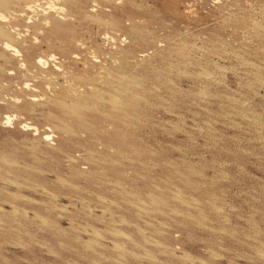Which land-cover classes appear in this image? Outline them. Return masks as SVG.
<instances>
[{
    "label": "rangeland",
    "instance_id": "1",
    "mask_svg": "<svg viewBox=\"0 0 264 264\" xmlns=\"http://www.w3.org/2000/svg\"><path fill=\"white\" fill-rule=\"evenodd\" d=\"M20 1L0 6V28L6 33V38L0 35V264H176L159 248L176 242L184 247L176 252L182 264H264V99L256 96L258 91L264 97V52L255 46L264 37V0H77L82 6L74 0H37L36 12L19 19L14 10ZM82 3L97 6L93 19L82 15ZM48 10L68 15L53 25L44 20ZM160 25L163 29L155 31ZM123 33L137 46L122 45L123 58L146 41L162 39L163 47L142 57L134 70L117 65L143 99L120 133L132 161L120 158L123 165L117 170L94 168L114 183L123 180L118 190L124 194L114 198L108 193L112 185L71 177L55 162L82 144L97 149L104 139L95 131L100 119L87 110L67 116L63 125L45 122L44 116L51 110L49 102H75L67 96L69 88L81 85L91 91L87 83L65 81L67 62L101 59ZM60 39L89 48L76 55L64 51L67 45ZM252 49L260 61L249 57ZM232 52L243 59L236 61ZM219 56L232 63L213 67ZM243 60L251 65L242 66ZM156 69L163 74L153 75ZM185 72L193 76L190 81L180 80ZM100 88L105 92L100 98L113 93ZM84 98L92 110L109 112L92 97ZM85 126L93 132L80 129ZM53 171L61 178L50 187L58 181ZM10 181L43 189L44 207L34 204L38 198L6 204L14 192L5 187ZM69 184L88 192L82 195ZM56 195L61 197L56 199L60 217L46 210ZM150 195L157 201H150ZM68 218L76 230L68 228ZM57 224L66 235L53 231ZM74 237L88 241L89 248ZM143 251L149 255L134 259L126 254Z\"/></svg>",
    "mask_w": 264,
    "mask_h": 264
},
{
    "label": "bare ground",
    "instance_id": "2",
    "mask_svg": "<svg viewBox=\"0 0 264 264\" xmlns=\"http://www.w3.org/2000/svg\"><path fill=\"white\" fill-rule=\"evenodd\" d=\"M8 1L9 0H0V6L6 5L7 4L6 2H8ZM35 1H37V0H21L20 3L17 6V9L14 10V12L18 13L17 17L19 19H24L25 16L28 15L30 12H36L35 11V8H36L37 4H36ZM61 1L64 2V1H70V0H61ZM74 1L76 2V6L81 5L80 1H79V3H78L77 0H74ZM97 9L98 8H97V6L95 4L88 5L87 3H84L83 4V12H82V15L84 14L83 16L85 18L93 19L94 16H92V12H96ZM48 11H52V14H50V12H48ZM48 11H46V13H45L44 20L46 22L48 20H50V23L53 24V25L55 23H57L58 20L64 21L63 20L64 17L68 15V13H65L64 14V13L58 12L56 10H48ZM30 18H31V16H29V17L26 18L27 22L30 21ZM131 20L132 19L130 17L127 18V21L130 22V23L132 22ZM99 22H101V21L99 20ZM101 23H105V22L102 21ZM1 28H0V35L1 36L2 35L5 36L6 33L3 32L2 31L3 29H1ZM160 29H163V26L160 25V26H156L155 27V31H158ZM5 38H6V36H5ZM1 39H2V37H1ZM207 41H208V39H207ZM94 42H96V41L94 40ZM162 42H163V40L162 39H159V38H157L155 41H152V42L151 41H146L144 43V46H142V45L141 46H138V48L136 49L135 52H133L132 54H130L128 56L126 55L125 56L127 58L126 59V58H123L121 56V54L123 55V53H124L123 50H122V45H126L128 47L130 46L132 48H134V47L136 48L137 46L135 45V42L131 39V37H130L129 34L123 33V34H121V36H119L117 42L115 41V42H110L109 43L110 48H109L108 52L106 51L104 53L105 55L101 59L100 58H95V59L93 58L92 61H88V60L84 59V60H81L80 62H77V61H69V62H67L68 65L70 66V71L67 72V75L65 77V81L76 82V83H78V85L79 84L87 83L88 85H90L89 86L90 87L89 90H91V91L86 92L87 88H85V87L83 88V87H81V85H79L78 87L73 86V87L69 88L68 89V92H67V96L69 98H71L72 100H74L75 102L72 103V104L69 103L71 105H69V104L66 105L65 103H63L61 101L49 102V103H51V110H49V113L44 116V120H45V122H49L51 120H55L58 124L63 125L64 123H66V119L65 118H67V116H70V115L76 114L77 112H81V111H85V110L91 111L94 114V117H97V118L100 119L98 126H96V129H97V130H95V131H97L96 134H98L99 136L103 137L104 139L102 140L101 143L96 144L97 147H98L97 149L95 147H91V146H89L87 144L86 145H83L82 144V145H79V146H76V147L72 148L71 152H64L62 154V156H59L57 158V161H55L57 163L59 169L64 168L66 171H71L70 172L71 174H69L71 177L79 178V179H81L84 182H87L88 181L90 183L91 181H95L96 184H98V185H100V184L101 185H105V184L112 185L113 187L111 189H110V187L108 188V193L111 195V197L116 198L117 196H123L124 192H121L120 190H118V189H121L123 187V180H119L118 179V181L116 183H114L113 181L107 179L106 177L97 175L96 170H95L96 168H99L100 170L104 171V169L109 168V167L111 169L117 170L118 169L117 167H122V165H123V164H121L120 158L123 159V160L129 161V162L132 161V159L130 158L129 154L127 153V150H129L128 149L129 148V145L125 141H122V142L120 141V139L122 138L120 136V133H121L122 128L124 126H128V124H130V122L132 121V119H134L133 118V115L131 113V109H133L135 107V105L139 104V102H141V100L143 98L141 99L140 97H138L134 93L133 83L130 80V77L127 75V73H126L125 70H123V69H120L119 70L118 67H117V65H120V63H125V64H127V66H128L129 69L131 68V70H134V69L138 68L143 63L142 57L143 58L144 57H150L149 55H153L154 53H156V50L158 49V47L161 50V48L163 47ZM233 42H235V41H228L227 43H229L230 45H234ZM59 43L62 46L67 45L66 46L67 48H65L64 51L69 49L73 54H76V55H77V53H78L79 50H84V48H89V46H85L83 43H81L78 46H75V45L69 44L66 41L63 42V40H61V39L59 40ZM198 44H199V42H198ZM243 45L244 44H240V46H243ZM255 46L256 47L257 46L260 47L261 52H264V37H262V39H260L257 44L255 43ZM160 50H158V51H160ZM255 51H256V49H252L249 57H251L253 60L260 61L259 60V57L255 53ZM10 55H11V53H10ZM233 55H234L233 57H234V59L236 61H240V60L243 59L242 58V59H239L238 60V57L236 56L237 54H234L233 53ZM217 59H218L217 60L218 62L213 60L214 61L213 67L214 66H216L218 68L225 67V64L222 65L220 61H222L223 63H226V62H229V64L232 63V61H231L230 58L225 59L222 56H219ZM227 60H229V61H227ZM240 64L242 66H245V65L247 66V64L251 65V63L249 61H247V60L246 61L243 60L242 62H240ZM1 69L2 68H0V70ZM257 69H259V68L257 67ZM156 72L159 75H162L163 74L162 71L161 70H158V69L153 70V72H151V73L154 75V74H156ZM205 72L206 71H204V73ZM243 73L246 75L248 73V71H245ZM180 74H181V72H180ZM206 75H208V74H206ZM236 75H238V74H236ZM191 78H193V76L190 75L189 73H186L185 72V73H182V75L180 77V80H182L183 82H187V81H190ZM258 83H259V81H258ZM262 83H263V81H262ZM101 86L111 88L113 90L112 91L113 92L112 95H109V97L108 98H105V99L104 98H100L101 95L105 94V92L103 93V91H101L102 90V88H100ZM261 90L264 91V89H261ZM174 91H178V90H176V89L175 90H171V92H174ZM83 95L84 96L86 95V96L92 97L93 99L97 100V103L98 104H100L102 106L103 105H105V107L107 106L109 108V112H103V113H101L98 110H92L90 107H88L87 102L84 100L85 98H84ZM256 96H259L260 97L258 99L259 101H261V100L264 99V97H261L259 95V92L258 91L256 92ZM37 97L39 98V96H37ZM33 101H34V99H33ZM34 105H35V103H34ZM162 105H163V102H161V104H160L159 107L162 108ZM262 108H263V106H262ZM163 111L165 113L171 112V111H169L167 109H163ZM136 121H138V120L136 119ZM110 125H111V127H110ZM62 128H63V126H62ZM68 129H70V128H68ZM80 129H82V130H88L90 132H93L91 130V126H88V127L85 126L83 128L81 127ZM69 131H70V134H72V136H75L77 134V130L76 129H74V130L72 129V130H69ZM175 131L176 130H174V132ZM60 141L61 142H64L63 139H61ZM114 145L116 146L115 149L113 148ZM45 148L46 149H49V150L51 149L54 152H58V151L61 152V150H59V148L51 147V146H49V144H45ZM176 149H172V150H176ZM183 159H185V158H183ZM3 162L7 166H10V167H12L13 164H14V163L6 162L4 160H3ZM160 162H162V161L160 160ZM167 164H169V163H167ZM84 168H86V171H82V170H84ZM174 168H175V166H174ZM169 171H171V170H169ZM52 174L55 175V177H56V179L58 181L56 180L57 182H51L50 183V187L51 186L52 187L58 186V184L60 183L59 182L60 181L59 179L61 178L60 177V174H58L57 171H53ZM116 174H118V176H120L122 178L123 177L124 178H131V174H123L122 172L121 173L120 172L119 173L117 172ZM47 175L50 176L51 174H48L47 173ZM122 175H125V176H122ZM72 181H74V180H72ZM5 187H12L13 190H14V192L11 193V195H9L4 200V202L6 204H8L9 206L14 207V205H15L16 202H22L24 204L31 203L30 201H32L34 198H38V200L34 202V204H36L37 207H42V206L44 207V205H45L44 200H43V195H44L43 189H39V188H36L34 186H33V188L32 187H24V186L20 185L19 183L15 182V181L14 182H12V181L7 182L6 185H5ZM69 187H71L75 191L81 192L82 195H85L88 192L86 189L79 188L78 186H75V185L69 184ZM22 190H26L28 192L29 196H27L26 194H24L25 192L24 193L23 192L21 193ZM59 197H60V195H56L55 197H53L54 200H55L54 203H51V206L46 208V210L50 214H53L54 216H57V217H60L61 215H63L62 214V211H61L62 210V207H58V205L56 203V201H57L56 199L57 198L59 199ZM149 198H150V201H155L156 200V199L154 200V196H152V195H150ZM111 202L114 203L115 206H116V202L115 201H111ZM69 203H71V202H69ZM95 208L101 209L100 207H97V206H95ZM157 210H158V208H157ZM150 211L152 212L153 210L151 209ZM102 212H104V211L102 210ZM173 213L175 214L176 212H173ZM136 214H138V213H136ZM34 215H35V217L36 216L39 217L38 214H34ZM57 220H58V218H57ZM66 222L68 224V228H71L73 231L76 230V227H74V221L71 218L70 219L69 218L66 219ZM61 226H59L57 224V229H55L53 231H58L57 232V235H59V236H64V235H66L67 230H65ZM52 227H53V225H51L49 228L52 229ZM176 229H178V228H176ZM84 232H85L84 234L88 233V232H86V230ZM138 232H139V230H138ZM97 234H96V236H97ZM172 237L173 236H171V235L168 236L169 239H172ZM83 240L84 239H82V237H74V241H75L76 244L81 245L84 249H88L89 246H90L89 243H88V241L85 242ZM198 241L200 242V240H198ZM66 244H68V243H66ZM73 244H74V242L72 243V245ZM115 245L112 246L113 249H116V248L119 247V245H118V247L115 246ZM158 245H160V244H158ZM136 246L137 247H140L139 245H136L135 244V247ZM159 248L162 249V250H164L167 253V257H166L167 259H170L172 261H175L176 264H182L184 262L181 259L182 256L180 257V256H178L176 254L177 250H179V249L184 250V247L183 246H180V243H177L176 242L175 243V246L172 245V244L167 245V246L163 244ZM79 249H80V247H79ZM160 249H158V250L160 251ZM106 252H108V251H106ZM129 252H126V254L130 255L134 259L147 257L149 255V253H145L144 251H143L144 253L142 255L141 254H138V253H129ZM120 253H122V252H120ZM127 258H129V257H127ZM132 260H130V261H132ZM162 263L163 262L161 261V263H159V264H162Z\"/></svg>",
    "mask_w": 264,
    "mask_h": 264
}]
</instances>
